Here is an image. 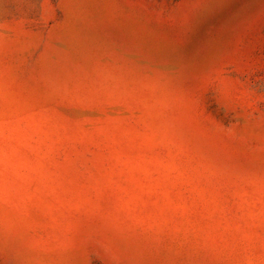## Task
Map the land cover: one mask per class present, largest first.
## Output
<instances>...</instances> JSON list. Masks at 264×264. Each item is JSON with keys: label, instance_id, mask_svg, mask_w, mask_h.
<instances>
[{"label": "rangeland", "instance_id": "obj_1", "mask_svg": "<svg viewBox=\"0 0 264 264\" xmlns=\"http://www.w3.org/2000/svg\"><path fill=\"white\" fill-rule=\"evenodd\" d=\"M0 264H264V0H0Z\"/></svg>", "mask_w": 264, "mask_h": 264}]
</instances>
